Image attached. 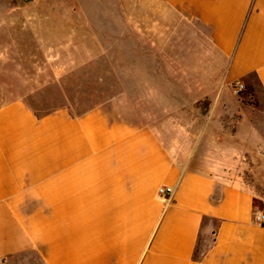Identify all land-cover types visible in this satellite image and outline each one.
Here are the masks:
<instances>
[{
	"label": "crops",
	"instance_id": "crops-1",
	"mask_svg": "<svg viewBox=\"0 0 264 264\" xmlns=\"http://www.w3.org/2000/svg\"><path fill=\"white\" fill-rule=\"evenodd\" d=\"M164 1L210 28L228 80L264 104V0ZM225 176L185 170L161 129L131 124L113 103L37 118L10 102L0 107V264H264L253 220L264 198L256 207Z\"/></svg>",
	"mask_w": 264,
	"mask_h": 264
},
{
	"label": "rangeland",
	"instance_id": "rangeland-1",
	"mask_svg": "<svg viewBox=\"0 0 264 264\" xmlns=\"http://www.w3.org/2000/svg\"><path fill=\"white\" fill-rule=\"evenodd\" d=\"M227 66L210 28L164 0H0V107L78 115L113 103L131 124L161 129L185 170L222 169L258 207L264 104L249 85L234 91Z\"/></svg>",
	"mask_w": 264,
	"mask_h": 264
},
{
	"label": "built area",
	"instance_id": "built-area-1",
	"mask_svg": "<svg viewBox=\"0 0 264 264\" xmlns=\"http://www.w3.org/2000/svg\"><path fill=\"white\" fill-rule=\"evenodd\" d=\"M244 89V86L241 82H237L234 88V91L236 93L241 92ZM169 192V189L165 188H158L157 193L158 194H167ZM253 220L256 224L264 227V210H258L254 211L253 213Z\"/></svg>",
	"mask_w": 264,
	"mask_h": 264
},
{
	"label": "trees",
	"instance_id": "trees-1",
	"mask_svg": "<svg viewBox=\"0 0 264 264\" xmlns=\"http://www.w3.org/2000/svg\"><path fill=\"white\" fill-rule=\"evenodd\" d=\"M35 115V114H34ZM36 116V115H35ZM44 116V115H43ZM37 118H39V117H42V116H36ZM255 201H254V205H255ZM263 207V206H262ZM204 253V250L202 251V252H200V253H198V250H197V247H196V250H195V258H196V260L197 259H199L201 256H202V254Z\"/></svg>",
	"mask_w": 264,
	"mask_h": 264
}]
</instances>
